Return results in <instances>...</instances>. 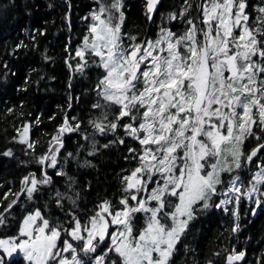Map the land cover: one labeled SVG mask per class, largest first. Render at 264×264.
<instances>
[{
    "label": "snow or ice",
    "instance_id": "snow-or-ice-1",
    "mask_svg": "<svg viewBox=\"0 0 264 264\" xmlns=\"http://www.w3.org/2000/svg\"><path fill=\"white\" fill-rule=\"evenodd\" d=\"M158 3L145 0L149 20ZM248 8V0H184L179 13L167 15L169 22L181 20L182 30L173 31L162 16L154 39L132 35L126 45L121 0H101L75 51L77 71L88 63L86 54L96 58L91 107L98 111L87 121L92 131L65 118L47 152L36 158L40 175L21 177L19 191L0 211V226L12 217L21 193L30 207L21 208L12 235L0 236V264H13L16 256V264H173L177 244L199 214L231 212L236 232L242 199L252 216L257 208L264 212V5L255 6L254 17ZM29 130L22 123L12 140L34 153ZM72 131L80 132L88 155L124 145V159L132 162L119 175V195H98L86 211L75 178L58 160L61 137ZM97 136L106 142L100 145ZM253 140L246 149L245 141ZM0 155L12 157L13 150ZM249 165L257 170L245 183L237 170ZM47 168L66 178L65 190L55 191L54 208L51 195L37 203L41 186L52 183ZM245 255L224 249L223 264H239Z\"/></svg>",
    "mask_w": 264,
    "mask_h": 264
},
{
    "label": "trees",
    "instance_id": "trees-1",
    "mask_svg": "<svg viewBox=\"0 0 264 264\" xmlns=\"http://www.w3.org/2000/svg\"><path fill=\"white\" fill-rule=\"evenodd\" d=\"M100 2L0 0V153L6 148L13 150L12 157L0 155V211L14 198L13 194L19 191L23 175L29 172L40 175L41 166L36 158L47 152L51 136L65 118L71 125L76 122L73 120L75 117L81 121V130L87 129L89 133L92 131L87 121L98 111L91 107L96 100L93 89L98 69L92 63L96 58L86 54L88 63L81 71H77L76 65L80 58L75 56V51L83 46V37L89 35L88 29L93 22L91 13L98 10ZM102 2L107 4L110 0ZM121 2L124 13L121 33L126 45L130 43L129 36L132 35L137 37V41L154 39L162 25V16L163 23L173 31L185 27L179 19L171 22L167 20L169 12L179 13L184 0H163L151 20L145 14V0ZM191 2L195 4L197 0ZM248 3L247 10L254 17L255 6L264 5V0H248ZM192 15H195V8ZM18 43L23 46L16 47ZM5 63L7 68L4 67ZM5 72L7 77L4 76ZM24 122L30 126L29 139L36 142L34 153L26 145L12 140L17 134L15 129L20 128ZM61 139L63 147L58 160L63 164V170L75 178V187L81 191L80 208L86 211L92 207L98 195L115 199L119 195L121 170L132 166V162L124 159L127 154L125 146L112 145L107 149L100 147L97 153L90 156L79 131L66 132ZM97 140L100 145L106 142L100 136H97ZM130 143L136 146L135 142ZM254 144V140L245 141V148ZM69 152L73 156L64 161L63 158ZM85 160L91 161V165L81 166ZM46 170L52 183L41 186L43 195L37 203L42 206L51 195L53 200L49 201V205L54 208L55 191L65 190L66 178L56 175L53 168ZM256 170L249 165L248 168L242 166L237 172L247 183ZM89 182L91 188H86ZM22 207H30L25 193L20 194L18 204L10 210L12 217L6 225L0 226V236L14 233ZM65 207H69L67 202ZM250 207L246 201L241 200L240 228L236 232L231 231V212L225 213L222 209L213 208L199 214L177 244L172 257L173 264H208L209 260L212 264H223L224 249L232 248L245 252L246 259L241 264H264V212L257 208V214L252 216ZM185 244L188 245L187 250ZM217 252L220 256L214 255ZM19 259L15 257L13 264Z\"/></svg>",
    "mask_w": 264,
    "mask_h": 264
},
{
    "label": "water",
    "instance_id": "water-1",
    "mask_svg": "<svg viewBox=\"0 0 264 264\" xmlns=\"http://www.w3.org/2000/svg\"><path fill=\"white\" fill-rule=\"evenodd\" d=\"M163 0H159V3L156 6V9L154 10L153 14H152V18L154 17V15L157 13L158 9L160 8L161 4H162ZM245 259H246V255H245ZM244 259V260H245ZM243 261L239 262V264H241Z\"/></svg>",
    "mask_w": 264,
    "mask_h": 264
},
{
    "label": "rangeland",
    "instance_id": "rangeland-1",
    "mask_svg": "<svg viewBox=\"0 0 264 264\" xmlns=\"http://www.w3.org/2000/svg\"><path fill=\"white\" fill-rule=\"evenodd\" d=\"M238 171V170H237ZM229 207V206H228ZM15 255V254H14ZM16 257H19V256H16Z\"/></svg>",
    "mask_w": 264,
    "mask_h": 264
}]
</instances>
